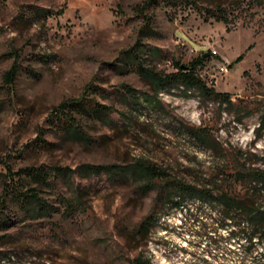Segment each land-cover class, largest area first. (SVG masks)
I'll use <instances>...</instances> for the list:
<instances>
[{"label":"rangeland","instance_id":"obj_1","mask_svg":"<svg viewBox=\"0 0 264 264\" xmlns=\"http://www.w3.org/2000/svg\"><path fill=\"white\" fill-rule=\"evenodd\" d=\"M223 5L229 23L206 19L186 1L0 0V264H137L138 257L263 264V245L248 253V242L222 226L217 202L191 200L181 210L163 198L154 208L167 181L147 190L130 174L79 170L142 158L170 179L228 192L248 208L264 205V185L251 176L264 170V2ZM203 53L211 55L200 75L228 93L231 105L184 86L156 96L139 71L140 62L175 71L176 62L190 65ZM14 62L21 70L8 84L4 75ZM69 100L84 103L67 115L87 138L70 133L55 114ZM193 126L205 127L208 145L193 136ZM29 167L50 170L52 185L19 175ZM7 181L22 192L38 187L53 208L39 216L22 210L9 200ZM69 199L79 200L70 211ZM154 209L149 233L138 234Z\"/></svg>","mask_w":264,"mask_h":264},{"label":"trees","instance_id":"obj_2","mask_svg":"<svg viewBox=\"0 0 264 264\" xmlns=\"http://www.w3.org/2000/svg\"><path fill=\"white\" fill-rule=\"evenodd\" d=\"M151 1V0H150ZM169 3L179 4L186 1L193 8L202 12L206 19L216 18L219 21L229 23V10L223 5L224 0H165ZM210 1V2H208ZM243 1V0H242ZM207 2V3H205ZM264 0H249V3L261 4ZM157 48L146 49L147 52L153 51V54L157 53ZM211 55V53L199 55L194 59L190 65H184L181 62H176L175 71L164 72L155 68L145 66L143 62L139 63L140 74L148 79L154 89V94L159 95L160 91H171L174 87H186L188 89H198L201 95L207 99H217L221 103L232 104L231 98L228 93L219 92L214 87L210 86L208 82L200 75L198 66ZM242 56L238 58L240 60ZM21 70V65L18 62H14L11 68L5 73L4 80L8 84H13ZM128 90L134 91L130 86H127ZM84 104L79 100H69L62 102L56 109V116L59 120H65L68 122V130L70 133L87 138L86 133L82 127L75 122L72 116H68L67 112L70 110H78L80 106ZM192 134L195 138L199 139L204 144H209L211 136L206 132L205 127L193 126ZM79 170L86 174H101L106 173L109 177L115 174H130V176L142 182L146 189L155 188L152 185L157 181H167L162 187L158 188L157 197L155 199V206L159 204V201L163 198L169 200L174 206L183 209H189L191 200L196 202L201 201L204 204L212 205L217 202L222 207L223 223L222 226L226 227L229 234L232 237L245 240L248 242L246 251L251 253L254 251L256 245L262 244L261 260L264 264V205L256 207H247L243 200L228 192L215 193L210 187H200L194 184H190L182 179L169 178L165 171L159 167L156 163L138 158L129 165H117V164H85L80 167ZM66 171V169H64ZM24 172L28 174L33 180L39 182V184L52 185V176L50 170L43 167H29L21 169L19 175ZM57 174V173H55ZM252 180L259 184L264 185V170L254 169L251 173ZM4 190L9 200L18 203L24 211H31L33 216H39L44 211L50 212L53 205L45 201L38 192V187H29L26 191L22 192L18 186L11 185L8 181L5 184ZM79 198V197H78ZM79 200L69 199L66 203V209L73 210ZM4 211L0 208V214ZM156 213L155 209L148 214L136 227V232L142 236H146L155 221ZM137 264H155L151 260H143L141 257L136 258ZM238 264H247L240 262ZM256 264V263H254Z\"/></svg>","mask_w":264,"mask_h":264},{"label":"built area","instance_id":"obj_3","mask_svg":"<svg viewBox=\"0 0 264 264\" xmlns=\"http://www.w3.org/2000/svg\"><path fill=\"white\" fill-rule=\"evenodd\" d=\"M213 52L216 53L217 51L214 49ZM220 70L221 72H227L229 70V65L228 64L221 65Z\"/></svg>","mask_w":264,"mask_h":264},{"label":"water","instance_id":"obj_4","mask_svg":"<svg viewBox=\"0 0 264 264\" xmlns=\"http://www.w3.org/2000/svg\"><path fill=\"white\" fill-rule=\"evenodd\" d=\"M207 53H205L204 55H206Z\"/></svg>","mask_w":264,"mask_h":264}]
</instances>
